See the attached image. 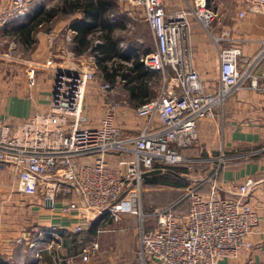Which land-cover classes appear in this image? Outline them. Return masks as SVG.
<instances>
[{"label":"built area","instance_id":"built-area-1","mask_svg":"<svg viewBox=\"0 0 264 264\" xmlns=\"http://www.w3.org/2000/svg\"><path fill=\"white\" fill-rule=\"evenodd\" d=\"M7 1L14 15L28 11L29 0ZM123 1L142 7L154 48L141 60L145 68L161 76L156 95L134 108L135 114L144 118L136 133L121 136V126L113 121L119 101L113 98L114 89L108 83L103 84L108 89L107 101L99 125H86L84 89L94 74L84 69L56 71L46 111L0 123V169L12 167L15 188L29 195L42 191L41 199L51 207L58 193L68 197L61 208L78 214L80 221L74 231L82 230L86 220L103 213H107V219L118 221L119 212L139 209L137 214L143 221L147 214L133 202L139 200L141 174L155 163L164 171V166L184 161L186 157L179 151L196 141L198 120L212 117L214 106L221 108L230 91L247 81L251 89L264 94V38L252 57L242 59L239 46H219L227 38L224 33H208L215 12L204 0L193 5L185 1L183 7L171 11L165 10L162 0ZM242 15L239 11L238 17ZM191 18L200 22L217 45L219 73L212 91L191 67ZM260 66V72L255 73ZM166 71L171 74L169 78ZM33 73L34 68H28L29 84ZM110 155H117L114 163ZM224 158L222 152L209 172L192 179L184 194L189 204L182 221L173 216L174 204L152 208L148 215L156 218L155 226H141L138 232L136 251L142 264L147 258L162 264H217L218 259H233L249 248L248 237L257 228L260 215L245 197L255 182L248 177L239 184L232 180L219 183ZM221 191L232 192L235 197H224ZM97 246V241H91L82 248V260Z\"/></svg>","mask_w":264,"mask_h":264},{"label":"crops","instance_id":"crops-1","mask_svg":"<svg viewBox=\"0 0 264 264\" xmlns=\"http://www.w3.org/2000/svg\"><path fill=\"white\" fill-rule=\"evenodd\" d=\"M58 1L29 0L26 14L14 15L9 11V1L0 0V123L25 118L37 110L46 111L49 108L56 71L97 69L93 65L91 55H85L88 50L81 54H76L73 50L76 31L69 26V23L74 19L82 18L81 12V15L69 16L56 14L48 21L37 23L29 32L27 42L22 41L17 28L20 25H28L27 14L39 6L47 7ZM185 1L193 5L197 0H162V5L165 10L171 11L183 7ZM207 1L204 0L206 6L210 8ZM215 1H217L216 8L211 7L215 12L213 33L216 35L224 33L227 37L219 42V46H239L242 59L252 57L259 48L260 39L264 38V9H262L264 3L259 0H234L238 12L243 11L242 17L235 21L234 15L228 14V7L219 0ZM142 21L152 39L153 45L150 49L152 50L154 39L143 12ZM189 22L191 67L198 71L204 86L212 91L217 87L219 73L217 45L196 18H191ZM241 65L244 66V63L241 62ZM262 67H257L254 72H260ZM28 68H34L32 84L28 81ZM98 72L100 73L99 70ZM100 78H103L101 73ZM115 82L123 87V80L120 77H115L111 81V83ZM86 85L88 94L85 99L84 93L82 102L83 112L87 118L86 125L97 127L103 113L104 102L107 101L106 93H102L100 88H95L93 82L89 81ZM157 91L158 89L155 95ZM93 92L97 93V101L91 100ZM128 97V92L124 89L123 99L128 100ZM93 102L96 107L91 106ZM223 102L221 108L214 106L212 117L198 120L197 147L183 148L179 152L184 156L198 153L209 156L210 163L205 170L209 172L215 164L214 154L222 151L225 162L218 175L219 183L225 184L232 180L239 184L248 177L255 182L254 187L245 197L260 215L257 228L248 237L251 245L242 249L233 259H218L217 264H264V94L251 89L246 81L243 87L230 91ZM129 109V106L123 105L118 106L113 112V121L121 126V136H131L144 124V118L137 116L135 111L131 113ZM95 115L98 117L94 120ZM116 156H109L112 163L117 160ZM84 159L90 160L88 157ZM152 169L158 168L154 166ZM163 172L165 170L150 174ZM221 194L224 197H235V194L229 191H221ZM39 198L40 202L38 200L34 202L32 199L31 204H26L24 193L15 188L12 167L4 166L0 169L1 258L16 264H137L135 258L137 238L97 241L99 245L97 255L91 256L94 251L90 252L86 260H82L80 251L91 241L52 244L54 240L48 241L41 236L43 241H38L36 245H27L30 225L34 226L32 229L40 227L38 234L45 232V228L64 229L70 233L74 232V225L80 221L76 212L62 210L61 207L69 201L68 197L57 196L53 207ZM151 206L161 208L156 204ZM183 214L175 215L173 211V216L178 222L182 221ZM105 216L102 215L98 219L96 231L100 230L99 226L109 221ZM151 216L145 215L142 225L146 226ZM90 222L91 220H86L83 229H86ZM155 224L156 218L151 227ZM127 226L119 225L115 229L123 232ZM145 226L144 229H151ZM89 255L90 259H88ZM145 264L162 263L147 258Z\"/></svg>","mask_w":264,"mask_h":264},{"label":"rangeland","instance_id":"rangeland-1","mask_svg":"<svg viewBox=\"0 0 264 264\" xmlns=\"http://www.w3.org/2000/svg\"><path fill=\"white\" fill-rule=\"evenodd\" d=\"M115 1H116V4L112 7V11L116 15L115 23L118 26H116V28L114 29L113 36L115 35L118 37L117 40L119 41V47H121L123 49L124 48H127V49L137 48L138 52H139V56L144 55V51H146V49L150 50L152 48L153 44H152V39L150 38V35L146 32V28H145L146 25H144L145 23H144V21H142V12H143L142 7L135 5V4H132L130 2H125L123 0H115ZM219 1H221V3L223 5L228 7V9H229L228 14L231 16L234 15V20L238 21L239 20V17L237 15L238 10H237V6L235 5L234 0H219ZM216 2L217 1H215V0H213V1L208 0L207 4L213 8H216V5H215ZM73 14L74 15H81L80 12H75ZM236 15H237V17H236ZM213 21H214V19H213ZM212 26H213V23L211 25V28H209L208 33L214 32ZM214 30H215V28H214ZM92 41H93L94 45H97L101 42L99 37H95V36H94V39ZM87 54L91 55V57L93 58L92 59L93 65L96 66L95 60L97 58L96 57L97 55L91 54V52L89 50L85 52V55H87ZM115 61L124 63V61L119 57H116ZM107 63L110 64L111 61H108ZM98 70L99 69H94L92 71L94 76H93V79L90 81V82H93V84H95V88L96 87H97V89L100 88L102 93L104 92L107 94L106 91L108 89L103 87V84L108 83L109 86L112 87V89H114L113 98L114 99L116 98L119 101V106H123V105L129 106L130 107L129 110L131 111V113H134V108H135V106H137L136 105L137 103H132V102L130 103L128 100L123 99L124 89H123L122 85H120L118 82L111 83V81H109L105 78H100V73L98 72ZM166 72H167V78H169L171 76V74L168 71H166ZM151 85L153 88V93H155V91L157 89L159 91L160 85H161V76L156 75V77L152 79ZM86 86H85L86 89H84L86 91L85 92V99H86V95L88 94V90H87L88 87H86ZM95 99H96V101L98 100L97 99V93L95 94V92H93L91 94V100H95ZM105 100H107V99H105ZM123 100H125V102ZM94 105H95V102H93L91 104V106L96 107ZM82 106H84V104H82ZM85 106H86V104H85ZM83 111H84V109L82 108V112ZM97 117L98 116L95 115L93 117V119L95 120V118H97ZM198 142L199 141H198V137H197L196 141L190 147H186L185 149L197 147ZM221 153H222V151H220V152L217 151L214 154L216 156L215 163L217 161L218 156ZM204 155H202V153H198V154H194L191 156H185L186 159L184 161H182L180 164H177V166H174L173 169L166 170L164 172V173L168 174V176H170L171 180H178L180 182H183L184 185H182V186L178 187V186H173V185H161V184H150L149 185V184H145L142 181L139 185L140 186V188H139V200L134 199V201H133V202H135V205H137V207L140 206V209L142 212H146L149 214V213H151V210H152L151 205H153V204L159 205V206H161V208H164V207H167L171 203L178 202L177 204L173 205L174 214L175 215L183 214V212H185L188 208V200L184 196L187 187L192 185V179L194 177H197L199 174L207 173V171H205V170L207 169L206 166H208V164L210 163V157L207 155L206 156H204ZM224 162H225V158L223 159L221 166L223 165ZM41 192L42 191H39L35 195H29V194L24 193V197L26 199V204L30 203V202L32 203L33 202L32 199H34V202H36L37 200L40 202L39 197H41ZM57 196H58V198L59 197L61 198V196H63V195L58 193ZM176 200H178V201H176ZM138 211H139V209H138ZM138 211L137 212H126V211L119 212L118 213V221L111 222L112 220L110 221L108 219L109 221H107L106 224L99 226L100 230L96 231L93 234L94 237L93 236L89 237V236H87V234H86L85 238L82 236H76L77 237L76 239L74 238V240H68L67 243H70V242H87V241H103V240H119V239H135V238L138 239V235H139L138 232H139L140 227L145 226V225H142L143 221H141V219L139 218V215L137 214ZM121 214H123V217H121ZM105 215L107 216V213ZM106 216H105V218H106ZM150 216L148 215V217H150ZM142 218H144V216ZM152 218H150V222H148V224H146L147 227L151 228V226L154 224L155 218L154 217H152ZM119 225H122V226L128 225V226L126 227L125 230H123V232H121L122 230L117 231L115 229ZM32 227H34V226H32V225L28 226V231H29L28 237H29V239L27 240V245H31L34 243H35L34 245H36L38 243V241H43L42 237H44L43 239H46L48 241L54 240L52 244H54V243H65L64 237L61 235V233L57 229L50 228L51 231L44 229V230H46V232H41L40 234H38V230L40 227L37 226V228H34V229H32ZM39 244H44V243H39ZM98 247H99V245L97 246V249L92 254H90L91 256L94 254L97 255L96 253H98V251H99ZM91 256L88 259H90ZM135 258H136L137 264H142L140 262L138 256H137L136 248H135Z\"/></svg>","mask_w":264,"mask_h":264},{"label":"trees","instance_id":"trees-1","mask_svg":"<svg viewBox=\"0 0 264 264\" xmlns=\"http://www.w3.org/2000/svg\"><path fill=\"white\" fill-rule=\"evenodd\" d=\"M116 4L115 0H59L53 5L47 7L39 6L27 14L28 25L18 26L19 35L22 41L27 42L29 32H31L37 23L48 21L56 14L71 15L75 12H81L82 18L74 19L69 26L76 31L73 38L75 45L73 50L76 54H81L85 50H89L91 54H96L95 64L99 69L103 78L112 81L115 77L123 80V88L128 92V101L131 103L146 101L150 96H154L151 85L152 79L159 75L156 71H150L144 67L141 56L137 48L127 49L119 47L117 36H113L114 29L118 26L115 23L116 15L112 11V7ZM98 32V33H97ZM97 33V34H96ZM93 35V36H92ZM99 37L100 43L93 44V39ZM149 49L144 51V54ZM119 57L123 62H116L115 58ZM111 61L110 64L107 62ZM136 98V100H134ZM156 168L160 167L159 163H155ZM176 164L164 166L165 171L171 170ZM142 181L145 184H161L182 186L183 182L171 180L166 173H155L146 175ZM189 204V201H188ZM103 213L102 215H105ZM101 216L91 220L86 229L80 231L67 232L64 229H58L64 236L65 243L68 240L76 239V236L85 238L86 234L92 237L96 232L98 219ZM110 221L112 219H109ZM49 231L50 228H45ZM46 232V230H44ZM94 237V236H93ZM0 264H16L0 257Z\"/></svg>","mask_w":264,"mask_h":264},{"label":"water","instance_id":"water-1","mask_svg":"<svg viewBox=\"0 0 264 264\" xmlns=\"http://www.w3.org/2000/svg\"><path fill=\"white\" fill-rule=\"evenodd\" d=\"M159 171H161V169H151V170H149L148 172H143V173L141 174V177H143V176H145V175H148V174H150V173L159 172ZM45 202L48 203V201H45Z\"/></svg>","mask_w":264,"mask_h":264}]
</instances>
